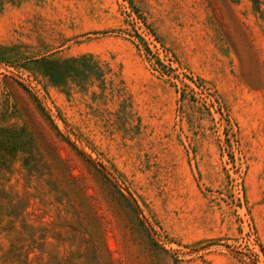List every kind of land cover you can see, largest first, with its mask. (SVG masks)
Instances as JSON below:
<instances>
[{
    "label": "rangeland",
    "instance_id": "374dc122",
    "mask_svg": "<svg viewBox=\"0 0 264 264\" xmlns=\"http://www.w3.org/2000/svg\"><path fill=\"white\" fill-rule=\"evenodd\" d=\"M0 264H264V0H0Z\"/></svg>",
    "mask_w": 264,
    "mask_h": 264
}]
</instances>
